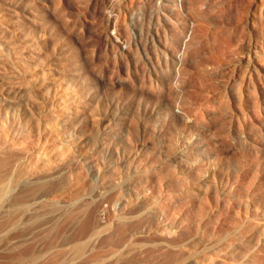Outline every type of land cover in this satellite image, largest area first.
Wrapping results in <instances>:
<instances>
[{"label":"rangeland","instance_id":"rangeland-1","mask_svg":"<svg viewBox=\"0 0 264 264\" xmlns=\"http://www.w3.org/2000/svg\"><path fill=\"white\" fill-rule=\"evenodd\" d=\"M3 1L31 17L0 10V264H210L237 254L234 264H264V0H230L225 16L216 14L203 53L183 74L195 103L178 114L160 112L156 85L141 84L144 96L120 87L128 68L175 75L161 52L171 24L180 23L174 4L128 0L120 16L134 19L141 50L158 64L149 74L134 45L107 42L115 30L103 28L110 12L102 0ZM90 6L102 10L93 18ZM59 26L101 37L94 96L85 69L70 66ZM255 45L262 57L250 56L263 72L256 91L245 61ZM179 85L174 95L187 88ZM207 93L213 98L204 102ZM145 103V119L126 122L129 112L141 118Z\"/></svg>","mask_w":264,"mask_h":264},{"label":"bare ground","instance_id":"bare-ground-1","mask_svg":"<svg viewBox=\"0 0 264 264\" xmlns=\"http://www.w3.org/2000/svg\"><path fill=\"white\" fill-rule=\"evenodd\" d=\"M165 1L167 3H169V4L171 3V4H174L176 7H178V10H179L178 11V15H180V17L177 15L178 16L177 19H178V21H180V23L178 25H175L176 23L175 24L172 23L171 24V27L169 28V36L167 38L168 47H166V46L163 45L164 48H161L162 49L161 52L164 53L167 56L166 58H168L169 61L171 62L170 64H171L172 68L175 71V75L169 76V77H167V76H163V77L162 76L161 77L160 76L153 77V75H152L153 73H151V75H147V74L144 75V74H142L143 75L142 76L139 72H138L139 74L137 73V75H135L134 73L132 75L130 71L134 72V70H131V69L129 70V68H128V70H127L128 72L126 73L127 74V77L126 78L123 77L124 79L121 78V80H120V84L121 85L120 84L119 85L122 88V90H123V92H124V94L126 96H128L130 94H134V95H138V96H144V95H146L145 93H147V91H145V89L147 87H145V89H142L143 86H155L156 85L157 88H159V95H158V98L155 99V100L156 101H159L160 100L163 103L161 105L160 112H163V113L170 112L172 114H175V113L178 114V113H182L183 112L185 106H190L191 107L195 103L193 97L191 96V94L188 91V87H191L192 86V82L189 81L188 79H186V77H184L183 74H184V72L186 70L189 69L190 65L192 64V62H194V60L197 58V56L198 55L200 56V53H203V52H201L202 51L201 48L203 47L202 44H203V41L204 40L208 39L209 33L212 31L211 30L210 32H208L209 31L208 29L210 28L211 25H213L214 23H216V18H215L216 17V14H218V13H221L222 15L226 14L227 10H229L230 3L231 2H230V0H165ZM129 2H131V3L133 2L134 3L135 1L134 0H129ZM101 3L105 7H107V10L109 9L108 11L110 12L108 14V16H106L107 19L106 18H105L106 20L104 19V21H105V27H103V28L108 29V30H115V33L113 35H111L108 40L106 39L107 42H110V44L113 42V43L117 44L118 46H120L122 49H124V47H126V49L127 48L129 49L131 47V45H134L135 52H137L139 54V56H141V58H142L141 61H143L142 62L143 63L142 65H145L144 67H147V69L150 66H152V68H153L154 65H156V67H157L158 64H154L155 61H153V57L152 56H149L147 53H145L140 48L139 41L136 38L137 36L134 35L135 34V25H134V21H133L134 19H131L130 21L126 22L124 19L122 20L121 17H120L122 15V13H126V11L129 9V7H131V6L128 5V0H102ZM167 6H168V4H167ZM18 7H16V5H15V7L13 5H10V6L7 5L5 7L4 1L3 0H0V10L1 11L6 8L7 10H10L11 11L10 14H11L12 17L18 18V19L24 18V19L29 20L31 16L29 17L28 15H26L27 13H25V15H23L24 14V13H22L23 11H21ZM92 7L93 6L87 7L86 12L88 11L87 13L91 17H93V16L95 17V16H97V14L100 13V11L102 9L101 10L98 9L99 10L98 11L94 7L93 8ZM231 8H232V6H231ZM72 12H69V13H71L72 16H75L76 13H72ZM170 12H171V10H169L168 13L163 16V18L168 19L171 16V13ZM181 13L184 14V17H182ZM245 13H247V12H245ZM161 15H163V14H161ZM90 16H89V18H90ZM75 19H77V18H75ZM94 21H96V20H94ZM218 21L220 23L222 22L220 20H218ZM219 22H217V23H219ZM95 24L93 23V25H95ZM135 24H137V23H135ZM215 25L216 24H214V26ZM90 27H92V26H90ZM221 27L222 26H219L218 27V29H217L218 31L215 30L216 33H218L219 30H223V28L222 29H219ZM63 28L64 27L59 26L58 27V33H59V36L61 37V39L63 38V41H65V43L69 47L70 53L72 52L71 53V61L69 62V63H71L70 66L74 65L76 68H79L80 67L79 69H81V68L85 69V74H86L87 81H88L86 87L88 89V92L91 94V96H94L95 89H96V83H97L96 80H95V76H96V73H95L96 66L95 65L97 64L96 63V57H95V51H96L95 48L98 45V43L101 42V37L94 38L91 35L92 33L91 34L88 33V30H87V33H86L87 36L85 35L84 39H82V36L80 37L78 34L75 35V36L68 35L66 33V31H64ZM98 28H100V26ZM89 29H91V28H89ZM92 29H93V27H92ZM212 29H215V27H213ZM94 30L95 29H93V33H95L97 29L95 30V32H94ZM223 31L221 32V33H223V35L221 34L220 38H222L223 40H225L223 38V36L226 35V34H224ZM97 32H98V30H97ZM216 33H215V35H216ZM215 35L211 36L212 39H213V37H215ZM230 36H232V35H230ZM106 37H107V35H106ZM215 38L216 39L219 38L218 35ZM227 38H226V41L228 42V39ZM226 41H225V43H227ZM107 42H105V43H107ZM219 42H217V43L218 44L222 43V41L220 43ZM229 42H231V41H229ZM77 45L80 46V47H83V49L85 51V53H84V55H85V63H84V65H82L83 62H81V60H80L79 53H78V49H77V47H78ZM103 45H104V43H103ZM259 45L258 46L255 45L254 46L255 47L254 51L252 50L253 53L251 52L252 54L247 55V58L245 59V61L247 62V64L250 65L248 67H250L252 69V71L254 72V79L252 78V81L255 80L254 81V84L252 83V81L251 82L249 81V82L252 83L253 87L255 88V89L254 88L253 89L255 91H256V89L257 90H260L261 89L260 88V85L258 84V81L261 79L263 72H262L261 68L258 66L257 62L255 61V58H252L250 55L255 54L256 55V58L257 57H260V58L262 57L261 56L262 55V51L259 49L260 48ZM118 46H116V47H118ZM137 53H135L136 56H138ZM125 55H127V54H125ZM157 61H159V60L157 59ZM167 63H168V61L165 62V64H167ZM128 64H130V63H128ZM125 65H127V64L125 63ZM197 65H199V64H197ZM75 67H74V70H75ZM128 67H130V65ZM134 67H135V71H138V70L140 71V67L141 66L139 67V69H138L137 65L134 66ZM207 68H209V69H207V70H209L208 72H210V71L213 72V69H211L210 67H207ZM79 69H77V70H79ZM125 69H127V66H126ZM153 69H155V67ZM149 70L150 69H148L147 71H149ZM97 71H99V70H97ZM150 71H149V74H150ZM155 73H157V71H155ZM105 82H107V80L104 77H101L100 76L99 83L103 84ZM114 83L116 84L117 82L114 81ZM180 83H181V85H182V83H183V85L185 84V86L187 88L181 94L174 95V91L172 93V89L175 88L174 86H176V85L180 87V85H179ZM250 83L248 84L249 86H250ZM141 84H145V85L141 86ZM147 90L149 91L148 88H147ZM189 90H191V89L189 88ZM179 91H181V90H179ZM212 98H213V96L212 95H208V93H207L204 96L203 100H204V102H207L208 100L210 101ZM155 100H153V101H155ZM149 101H150V99H149ZM145 102H148V101H145ZM228 102H229V99L228 100L226 99L225 100V103L227 105H228ZM88 103L90 104L89 106L94 107V105L97 102H94L93 100H91V101H88ZM245 105H246L245 102L243 103V101L242 102L240 101L239 109H238L244 115H245V113H244ZM95 106L97 107L98 105L96 104ZM92 107L89 108V111H90L89 112L90 113L89 115H90L91 118L92 117H96L95 115H97V114H95V108H92ZM148 107H149V104L148 103H145V105H144V111H145V113H144V115L141 118H140V115L132 114V113L129 112L128 115H125L124 116V118L126 119V122H129L130 124H132L133 122L135 123V122H138V121H141V120L145 119L144 117L149 112V108ZM101 111H102V109H101ZM97 119H94V120H97ZM100 121L102 123H104L105 121H108V119L107 118H105V119L101 118ZM164 173L165 174L168 173L170 175H176L175 173H173V171L171 173L168 168H165ZM182 178L183 179L185 178L184 175L181 177V179ZM158 179H159V177H158ZM159 181L161 182V177H160V180ZM159 181H157V182H159ZM169 196H170V193L169 192H168V194H165L164 195L165 198H164L163 204L165 203L166 199H168ZM203 203L204 204L206 203V199L203 201ZM243 203L244 202H240V204H243ZM164 207H168L167 204H165ZM243 207H244V204H243ZM203 209L204 208H202L201 214L203 212ZM199 212H200V208H199ZM230 219H232V218H230ZM252 220H255V219H252ZM232 222H234V221H232ZM255 226H257V225H254L253 227H255ZM227 227H228V225H227ZM249 227H251V225ZM246 228H247V226H246ZM247 229H246V231H247ZM256 229H259V228L257 227ZM173 232H175V231H173ZM259 232H260V230H259ZM261 234H262V232H261ZM262 237H263L262 240H264V232H263ZM238 260H240V257H239L238 254L237 255L225 256L224 258H217L215 256H212L211 257V263L210 264H234ZM190 264H199V263L196 261V262H191ZM202 264H205V263L203 262ZM244 264H262V263H257L254 260L253 261L252 260H249L248 262H246Z\"/></svg>","mask_w":264,"mask_h":264}]
</instances>
